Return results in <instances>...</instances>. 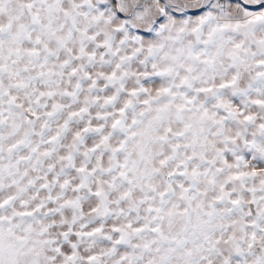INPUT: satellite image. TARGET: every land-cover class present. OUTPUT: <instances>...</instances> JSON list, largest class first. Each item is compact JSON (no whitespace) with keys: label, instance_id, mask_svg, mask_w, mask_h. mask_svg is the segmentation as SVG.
I'll list each match as a JSON object with an SVG mask.
<instances>
[{"label":"snow or ice","instance_id":"snow-or-ice-1","mask_svg":"<svg viewBox=\"0 0 264 264\" xmlns=\"http://www.w3.org/2000/svg\"><path fill=\"white\" fill-rule=\"evenodd\" d=\"M0 264H264V0H0Z\"/></svg>","mask_w":264,"mask_h":264}]
</instances>
